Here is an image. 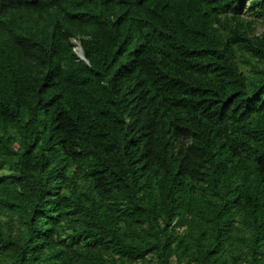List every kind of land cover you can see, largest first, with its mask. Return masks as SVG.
Masks as SVG:
<instances>
[{
    "label": "trees",
    "instance_id": "1",
    "mask_svg": "<svg viewBox=\"0 0 264 264\" xmlns=\"http://www.w3.org/2000/svg\"><path fill=\"white\" fill-rule=\"evenodd\" d=\"M259 23L264 0H0V264H264Z\"/></svg>",
    "mask_w": 264,
    "mask_h": 264
},
{
    "label": "clouds",
    "instance_id": "2",
    "mask_svg": "<svg viewBox=\"0 0 264 264\" xmlns=\"http://www.w3.org/2000/svg\"><path fill=\"white\" fill-rule=\"evenodd\" d=\"M72 42L75 43L74 46H73V51L77 54V56L80 59L86 60V58L84 57V54H83V49H82L80 41L78 39H76V38H72ZM76 46L80 47L79 48V52H76V50H75Z\"/></svg>",
    "mask_w": 264,
    "mask_h": 264
},
{
    "label": "rangeland",
    "instance_id": "3",
    "mask_svg": "<svg viewBox=\"0 0 264 264\" xmlns=\"http://www.w3.org/2000/svg\"><path fill=\"white\" fill-rule=\"evenodd\" d=\"M257 30H258V33H264V23H259L257 24ZM79 48L78 46L75 47V50L76 52H79Z\"/></svg>",
    "mask_w": 264,
    "mask_h": 264
}]
</instances>
